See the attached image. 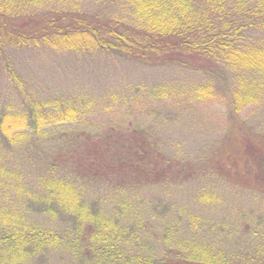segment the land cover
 I'll return each instance as SVG.
<instances>
[{"label":"trees","instance_id":"obj_1","mask_svg":"<svg viewBox=\"0 0 264 264\" xmlns=\"http://www.w3.org/2000/svg\"><path fill=\"white\" fill-rule=\"evenodd\" d=\"M59 52L106 55L137 71L172 65L205 80L138 88L129 102H138L140 117L116 113L103 122L95 99L36 83L31 63L41 67L39 55ZM204 102L224 106L225 128L207 166L176 180L178 160L161 135L174 125L193 129L178 121ZM263 110L264 0H0V203L9 210L0 214V264H264V222L246 224L255 228L251 238L236 228L229 263L210 241L215 220L205 227L207 217L234 210L218 185L257 190L264 203ZM107 150L124 159L110 161ZM238 153L249 162L234 180L227 164ZM164 174L172 186L206 179L214 191L192 209L134 205L140 190L169 187ZM96 185L131 194L107 213L87 195ZM183 223L189 233L171 239ZM194 245L211 259H198ZM130 250L135 260L124 256Z\"/></svg>","mask_w":264,"mask_h":264},{"label":"rangeland","instance_id":"obj_2","mask_svg":"<svg viewBox=\"0 0 264 264\" xmlns=\"http://www.w3.org/2000/svg\"><path fill=\"white\" fill-rule=\"evenodd\" d=\"M44 55L45 57L39 55L40 57L37 59L41 61V67L36 66L38 61L34 63V66L32 63L30 65L32 67H30V73L34 76L36 75L39 79H36V83L39 82V85H41L43 82L44 84L46 83L47 86L53 85L52 89H49L48 87L45 88L54 91V94L74 95L80 97V99H95L96 102H100L96 108L104 109L102 110L103 113H100V120H103V122H107L106 118L113 117L116 113L122 115L128 113V116L131 115L130 117H132V119H134V116L140 117L141 115L138 113H141L142 110H139L138 102L133 101V105L129 102L133 96H136V93L139 91L137 90L138 88L144 90L143 87H145L148 90L155 85L160 86L164 83H170L171 85L176 86L181 80L182 82H190V80H193L198 81L199 83L204 82L205 80L203 76L198 74H186L182 70L173 68L172 65L168 68H166V66H161V68L156 69L144 68L143 72L140 70L129 69L131 66H128L127 64L123 65L115 59H110V57L106 55L104 57L93 56L89 58L85 55H67L64 52H59L58 54L45 53ZM28 59H30L29 55ZM87 82L93 87L89 86ZM90 82H94V84ZM147 102L148 101H144L143 98L140 104L145 107ZM106 105L108 108L107 110L105 109ZM193 108L194 109L185 114L183 118H180L178 121V123L184 124L188 121L193 122V124H191L193 129L188 131L185 126H181L178 130L179 126L174 125L172 127H167L168 131L166 132L165 129V132L161 135V142L166 148L164 152L171 155L175 161L178 160L176 164L180 171L175 172L177 173L176 180L184 175L186 177L189 175L195 176L199 169H202L205 165L207 166L209 159L215 155L217 149L212 148L213 144L215 140L220 137L221 132H223L225 128L226 118L223 105L214 102H204ZM261 115L264 116V110ZM142 118L143 116L141 119ZM181 132H183V134ZM185 136L187 138H181ZM119 150L120 147H117L118 152ZM107 151L108 159L110 161L120 158L124 159L123 155H116L118 153H114L110 150ZM238 154L237 155L240 157L231 158L230 164H227L229 165L227 166L228 168L233 169L231 170V175L234 180L240 176V171L236 172L234 169L237 168L241 170L249 162L242 153ZM162 177L168 179L170 182V188H150L144 192L140 190L139 196L134 200V205L137 204L141 207L144 203L143 206H147L148 208L151 206V203H160L161 200H164L166 203L177 208L183 207V209H192L195 208L193 202L200 197L199 195L206 192L209 194V192L214 191L212 187H206L207 185L204 184L207 182L206 179L201 183L194 184L195 186L192 184L191 180H186L181 187H176L172 186L175 184L174 181L176 180H172L170 175L166 176L164 174ZM250 185H254V182L250 181ZM172 187H174V189ZM221 188L226 192H229V197L226 200H229L234 210L231 212L227 210L223 212V210H221L218 212H223L220 216L215 215L214 218L212 216L209 218L207 217L210 224L207 222L208 224L205 227L209 230L214 224L211 220H215L216 228L214 226L213 228L215 229L211 228L210 233H208L211 236L210 241L220 246L222 253L223 250L225 251V260H228L226 263H229L232 261L231 258L234 256L235 252L233 245L237 243L236 240H238L237 237L234 241L232 240V235H235L233 234L234 231H237L236 228L240 226V232L242 231L244 236L251 238L252 232H254L255 228H258L257 225L260 226V224L264 222V203L257 199L259 198L257 190L250 192L251 189L249 188L246 191L243 190L244 194H239L240 188L237 187L236 183H231L229 186L228 184L223 183L222 187L218 185L217 189ZM92 191V194L90 192L87 193L88 197H93L95 200L98 199L107 213H113V211H116L115 206L118 204L121 205L123 201H127L129 197L128 195L131 194V189L127 187L122 192H117L116 189H105L102 185L93 186ZM231 194L239 195L234 199ZM253 195L257 198H254ZM1 206L0 203V214H5L9 211L6 207ZM179 211L176 213H179ZM185 211L187 212V210ZM258 220L261 222L260 224H258ZM246 224H252L255 228H250ZM188 228L187 223L181 224L179 232L171 233V239L177 240V238L185 237L187 232L189 233ZM235 247L238 246L236 245ZM208 248L212 251V247ZM188 249L191 253L195 252L196 254L199 251L198 256L200 250L202 251V247L199 245H194ZM148 250L156 252L158 250V245L155 243H148ZM129 254L132 255L133 260L138 256L135 252H127L124 256ZM210 257H212L211 253L208 250H204L198 259H211ZM122 259L124 258L122 257ZM79 264H84V260L81 259ZM97 264H103V262L98 260ZM135 264L142 263L136 262ZM185 264L191 263L186 262Z\"/></svg>","mask_w":264,"mask_h":264}]
</instances>
